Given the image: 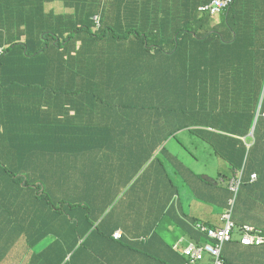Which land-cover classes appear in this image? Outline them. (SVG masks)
I'll return each mask as SVG.
<instances>
[{"label":"trees","instance_id":"trees-1","mask_svg":"<svg viewBox=\"0 0 264 264\" xmlns=\"http://www.w3.org/2000/svg\"><path fill=\"white\" fill-rule=\"evenodd\" d=\"M53 1L62 2L65 10L36 17L20 16L22 10L6 15L7 9L16 12L15 0H0V159L5 164H0L4 181L0 187V243L5 248L1 255L5 257L18 247L20 236L27 237V251L52 236L51 243L34 251L30 264H91L84 261V252L100 264L190 263V257L180 256L174 242L163 234L170 226L176 228L174 218L179 217L173 206L176 176L195 197L212 198L223 213L230 207L231 179L241 171L233 217L240 192L258 182L259 177L252 181L251 175L258 169L256 157L264 144V30H256L252 19L264 11V0H234L218 14L203 9L212 0H161L166 17H173L176 25L159 34L138 28L143 0ZM258 15L261 18L264 13ZM131 36L144 47V54L128 52L126 66L125 45ZM152 48L158 55H166L170 63L165 66L168 74L163 75L162 89L153 74L146 77L143 73L155 66L144 56ZM20 71L51 74L49 85L38 84L43 92L36 101L22 88L30 87V81L22 78ZM147 82L152 84L150 89L144 87ZM163 102L175 110L176 126L160 134L152 146L148 139L143 140L146 149L136 152L143 158L134 157V151L131 159V170L148 172L145 184L155 192L142 198L155 200L157 205L164 203V217L159 216L152 233H144L120 227L111 213L95 204L116 194L111 178L102 181L107 177L105 170L91 167L78 193L76 175L81 156L90 149L109 146L103 139L111 129L121 128L106 120L91 124L97 110L109 106L126 116L130 108L134 119L138 116V123L131 126L136 127L132 135L154 136L155 129L142 122L154 117L159 123L165 114L159 115L160 109L166 110ZM1 103L7 104L9 111H3ZM150 107L153 110H147ZM154 111L155 116L149 115ZM129 127L127 124L121 135L130 131ZM174 134L186 152L195 154L192 147L205 144L228 168L215 176L195 170L164 145ZM155 163L157 168L152 169ZM23 166L30 172L26 180L20 177V170L13 169ZM114 173L111 177L118 182L129 178L124 172ZM142 178L139 176L136 187L142 186L138 185ZM199 223L197 218L181 217L177 226L190 233L198 245L214 242ZM238 224L240 229L252 226ZM230 242L250 247L264 244L243 245L239 238ZM236 253L229 256L222 251L224 264H235ZM253 261L254 256L242 263Z\"/></svg>","mask_w":264,"mask_h":264},{"label":"crops","instance_id":"crops-1","mask_svg":"<svg viewBox=\"0 0 264 264\" xmlns=\"http://www.w3.org/2000/svg\"><path fill=\"white\" fill-rule=\"evenodd\" d=\"M65 8L66 7L62 2L53 0H15L14 10L16 12H7V9L5 10V14L16 15L18 10H22L20 16L34 15L39 17L61 13V10H65ZM141 9L142 22L141 26L138 28L141 29V31H145V33L159 34L160 31L168 28L167 26L175 27L176 25L173 17H166L167 11L165 10L161 0H149L148 3L146 0H143ZM262 12L264 13V11ZM262 12L259 13L262 14ZM259 13L256 15L254 14L255 18H253L252 21L256 24V30H264V15L260 18L258 15ZM173 29L174 28H171L169 31H172ZM139 43L140 42H138L135 38H132V36L130 37V41L126 42V66L129 62L128 52H131V54L132 52H140L144 54L142 51L144 47ZM164 44L166 46H171L169 41H165ZM115 53H117V51ZM144 56L146 57V61L149 59L153 62V64H155V66L152 65V69H150L149 72L144 71V75L148 77L153 74L156 78L157 86L161 89L164 88L165 85L162 84V81L164 80L163 75L165 73L168 74V71L165 70V66L170 64L167 56L164 54L158 55L154 48L147 50V53H145ZM156 66L162 68L163 70H158ZM19 74L23 75L22 78L25 77L26 80L30 81V87L22 88L26 89L25 92H28L31 95L29 97H34L35 101L39 99L37 96L41 95L43 92L38 84L46 83L49 85L52 80V76L49 73L48 74L50 76L47 75V73L46 75H43L41 72L35 73L36 75H27L20 71ZM167 78L170 77L167 76ZM173 80H176V69ZM151 86L152 84L149 82L144 85L147 89H150ZM46 89L48 88L46 87ZM1 105L3 106V111H9L7 104L1 103ZM116 111L118 110L108 106L103 110H97L96 112H98V114L95 112L97 115L95 114L96 116L94 118H90L92 119L90 122L91 124L106 120L113 122L116 125L115 127L121 128L111 129L108 138L103 139L104 143L109 146L103 145L98 149H90L88 153L81 156L79 161L82 163L79 165V170L76 175V187L77 189H80V187L85 183L86 175L88 174L87 172L91 167H96L97 170H105L103 171V174L111 178V186L115 188L114 190L116 191V194L112 197L113 199H110L111 197L99 199L95 202V204L102 206L108 213H111L113 221L120 227L126 229L134 228L133 230H140L144 233H152L157 225L159 216L163 212L164 203L157 205L154 203L155 200L150 199L148 201L143 199L142 196L150 197L153 196L155 192L153 191L152 186L148 184L136 187V183L139 179L137 176L139 172L128 169L131 165V159H133L134 151L136 154L137 151H143L146 149L144 147L145 143L142 141L147 140L148 136L142 137L138 136V134L132 135L133 130L135 131L136 127L131 126L135 124V122L136 124L138 123V120L136 119L138 116L134 119L132 109L128 108L127 111H125L124 114L126 116L117 114ZM259 115L260 114H258V117ZM164 117L165 115H162V118ZM126 118H128V123L125 121ZM127 124L130 125V131L127 130L128 133L126 131L123 135H121L124 132V129H126ZM263 129L264 125L262 126L261 131ZM183 135H185V133ZM261 148L263 152H261ZM256 159H258V169L254 170L253 173L258 174V182L254 183L250 190L243 191L239 207L237 208V213H234V219L237 223H248L264 231V144L260 146L259 155H257ZM122 162L124 165H122ZM106 168L111 169V171L106 170ZM113 171H115V173ZM118 172H124L125 176L129 178L120 179L118 182L116 179L111 177L112 173L116 175ZM109 179L104 178L102 181H109ZM3 182L2 173L0 172V187ZM187 188L190 189V187L180 183L179 175L176 176V205L173 206L176 207V216L178 215L179 217L174 218V220H176V228L174 226H170L169 232L166 233L165 231L163 233L166 240L174 242L173 248L180 256H183V247L189 243L196 242V240L191 237L190 233L185 232L182 227L179 228L177 226L181 217L188 220L197 218L201 221V223L210 227H219L223 225L221 220L222 206L218 205L216 202L214 203L212 198L209 196L199 194L198 197H195L194 194ZM79 189L77 190V193ZM212 192L213 194H220L218 191ZM161 197L164 199L166 194L161 195ZM231 197L232 194L230 195V198ZM76 200L79 201V197ZM83 204L85 203L83 202ZM161 216L164 217V215ZM18 238H21L22 242L18 247L12 248L8 251V257L1 255L3 254V251H5V248H2L3 245L0 243V255L3 256V258H0V264H30L31 257L35 254L34 251H40L47 242L51 243L54 240L52 236L46 237L36 248L29 247L27 251V237L20 236ZM237 239L238 238H236V240ZM223 251L224 254L229 256L237 252L236 256L238 257V260L235 264H251L242 263V260H246L253 256V264H264V244L250 247L240 246L235 242H230L225 244ZM83 256L84 261L90 262L91 264L99 263L91 259L86 252L83 253ZM184 264H186V262ZM198 264H213L212 257L210 255H206L205 259Z\"/></svg>","mask_w":264,"mask_h":264},{"label":"rangeland","instance_id":"rangeland-1","mask_svg":"<svg viewBox=\"0 0 264 264\" xmlns=\"http://www.w3.org/2000/svg\"><path fill=\"white\" fill-rule=\"evenodd\" d=\"M172 105H176V104L172 103ZM164 107L166 108V110H161L160 109L159 115H161L162 111H163V113H165L164 114L165 117L164 118L161 117V120H160L159 123H158L157 120L154 119V117L150 118L148 120V124L146 123V121L142 122V125L143 126L147 125L148 129L149 128L155 129L156 135L148 136L149 146H152L153 142L155 140L160 139L161 136L163 135V133L167 129L176 126V123H175L176 120L174 119V115L176 114L175 110H170V108L166 105V103H164ZM152 108L153 107H150L147 110L150 111ZM174 109H176V107ZM151 114H153L155 116L156 115V111L150 113L149 115H151ZM158 125H160V126H158ZM160 134H162V135H160ZM176 140H177L176 139V134H174V135H172L171 139L170 138L168 139L167 144H165L166 141L164 142V145L167 146V148L169 149V151H171V153L173 155H175V156L179 157L180 159L184 160L189 166H192L195 170L201 171V172L207 171V172H209V174L211 176H215L222 169H227L228 168V165H227L226 161L224 159H222L220 156H218L217 154H215L212 150L207 149L205 147V144H203L201 146V148L199 147L198 149L195 148V147H192L193 153L195 152V154H192V153L186 152L184 150L185 148L183 146H181V144L179 142H176ZM5 146H7V145H4V147ZM136 154L134 155V157L137 156ZM161 155H163V154H161ZM137 158L140 159V158H143V156H137ZM0 164L2 166H4L5 165L4 164V160L0 159ZM133 164H136V163L134 162ZM157 165L158 164L155 163L151 168L155 169V168H157ZM168 165L170 166L171 163L168 162ZM25 168H27V167H25V166H23V167H13V169L20 170V177H22V179L26 180V176H29L30 172L25 171V170L28 169V168L27 169H25ZM132 168H133L132 165H130L128 167L129 170H131ZM142 170H144V169L142 168ZM142 170L139 172V176L143 175V178L139 181L138 185H143V184L146 183L148 172H144V171L142 172ZM103 178L109 179L110 177H103ZM240 193H241V198H242L243 192H240ZM223 223H224V221L222 220V224ZM240 234H241V230L239 229V224L237 223L235 228H234V238L235 239L239 238ZM0 249H1V247H0Z\"/></svg>","mask_w":264,"mask_h":264},{"label":"built area","instance_id":"built-area-1","mask_svg":"<svg viewBox=\"0 0 264 264\" xmlns=\"http://www.w3.org/2000/svg\"><path fill=\"white\" fill-rule=\"evenodd\" d=\"M233 1L234 0H213L212 3L206 5L205 7H203V9H208L212 14H218L223 8L228 7ZM95 20H98V18L95 17ZM241 175L242 173L241 171H239V175H235L230 182V190L233 195L229 200L230 207L225 209L223 212L222 219L224 220V227L213 229L204 225H199L201 231L206 234L207 237H209L210 239L215 240V242H208L205 243L203 246L197 245L192 242L182 248L184 254L188 255L192 262L201 259L205 253H211L215 257V264H223V260L221 259V252L224 244L232 239L233 231L236 225L232 218V215L233 207L241 184ZM257 178V174L254 173L251 175L252 181L257 180ZM243 228L245 229V231H243ZM243 228L241 241L244 244L263 242L261 230L248 225L244 226ZM252 231H255V233H252Z\"/></svg>","mask_w":264,"mask_h":264},{"label":"clouds","instance_id":"clouds-1","mask_svg":"<svg viewBox=\"0 0 264 264\" xmlns=\"http://www.w3.org/2000/svg\"><path fill=\"white\" fill-rule=\"evenodd\" d=\"M2 52V49L0 50V53ZM254 134V133H253ZM253 137V136H252ZM254 174V173H253ZM258 175V174H257ZM224 212V211H223ZM222 216H223V213H222V215H221V219H222ZM232 218H233V220H234V222H235V224H237V222L235 221V219H234V217H233V215H232ZM223 220V219H222ZM224 221V220H223ZM199 225H204V226H207V225H205V224H203V223H199ZM198 225V226H199ZM224 223H223V225L222 226H219V227H213V229H218V228H222V227H224ZM236 226V225H235ZM248 226H250V225H248ZM207 227H209V228H212V227H210V226H207ZM254 227V226H253ZM256 228V227H255ZM239 229H240V227H239ZM256 229H259V228H256ZM241 230V234H240V237H239V239L241 240V238H242V234H243V231H242V229H240ZM259 230H261V236L263 237V242H261V243H264V236L262 235V233H264V231L262 230V229H259ZM235 238H234V231H233V235H232V239L230 240V241H232V240H234ZM211 240H213V239H211ZM214 242H215V240H213ZM229 241V242H230ZM208 242H211V241H206V242H204L203 244H202V246L205 244V243H208ZM214 242H211V243H214ZM193 243H195V242H193ZM228 243V242H227ZM227 243H225V244H227ZM241 243L243 244V245H251V244H244L242 241H241ZM195 244H197V243H195ZM225 244H224V246H225ZM253 244V243H252ZM198 245V244H197ZM224 246H223V248H224ZM222 251H223V249H222ZM182 254H184V252L182 251ZM221 254H222V252H221ZM206 255H210L211 257H212V260H213V264H215V257L211 254V253H205L204 255H203V257L201 258V259H198L197 261H195V262H190V263H186V264H198L199 262H201L202 260H204L205 259V256ZM221 259L223 260V264H224V259L222 258V256H221Z\"/></svg>","mask_w":264,"mask_h":264},{"label":"water","instance_id":"water-1","mask_svg":"<svg viewBox=\"0 0 264 264\" xmlns=\"http://www.w3.org/2000/svg\"><path fill=\"white\" fill-rule=\"evenodd\" d=\"M258 114H259V111H258V113H257V117H256V120H255V123H254L253 129H252V132H251V136H253V133H254V130H255V127H256V122H257V119H258Z\"/></svg>","mask_w":264,"mask_h":264},{"label":"bare ground","instance_id":"bare-ground-1","mask_svg":"<svg viewBox=\"0 0 264 264\" xmlns=\"http://www.w3.org/2000/svg\"><path fill=\"white\" fill-rule=\"evenodd\" d=\"M213 1V0H212ZM235 2V1H234ZM207 5V4H206ZM209 5V4H208ZM224 11V10H223Z\"/></svg>","mask_w":264,"mask_h":264},{"label":"snow or ice","instance_id":"snow-or-ice-1","mask_svg":"<svg viewBox=\"0 0 264 264\" xmlns=\"http://www.w3.org/2000/svg\"><path fill=\"white\" fill-rule=\"evenodd\" d=\"M247 242V241H246Z\"/></svg>","mask_w":264,"mask_h":264}]
</instances>
